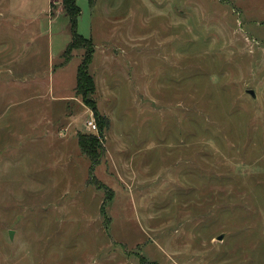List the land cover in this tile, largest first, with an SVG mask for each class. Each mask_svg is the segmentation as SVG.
<instances>
[{
  "label": "rangeland",
  "instance_id": "1",
  "mask_svg": "<svg viewBox=\"0 0 264 264\" xmlns=\"http://www.w3.org/2000/svg\"><path fill=\"white\" fill-rule=\"evenodd\" d=\"M76 5L86 97L65 0H0V264H264V0Z\"/></svg>",
  "mask_w": 264,
  "mask_h": 264
},
{
  "label": "trees",
  "instance_id": "2",
  "mask_svg": "<svg viewBox=\"0 0 264 264\" xmlns=\"http://www.w3.org/2000/svg\"><path fill=\"white\" fill-rule=\"evenodd\" d=\"M76 1L77 0H65V13L70 17L71 20V48L77 49L78 47L86 50L84 62L79 67L77 73V91L78 93L86 97L88 94H93L95 91L93 77L88 72V67L91 62V54L93 51V43L91 39H85L77 33V18L79 17L81 12L76 5ZM79 146L83 153L90 159L92 163L91 170H93L94 167L100 163V153L102 150V146H99L98 140H96V138H88L87 136H82L79 138Z\"/></svg>",
  "mask_w": 264,
  "mask_h": 264
},
{
  "label": "crops",
  "instance_id": "3",
  "mask_svg": "<svg viewBox=\"0 0 264 264\" xmlns=\"http://www.w3.org/2000/svg\"><path fill=\"white\" fill-rule=\"evenodd\" d=\"M54 60V59H53ZM49 92H51V94L52 93H54L55 91L52 89V87L51 88H49ZM46 95V94H45ZM42 96V95H41ZM46 97V96H45ZM66 97L64 96V93L61 91V90H59V92H58V95H52V97H51V100H50V104H52V102L54 103H58V102H60V101H62L63 99H65ZM46 134H47V132H46Z\"/></svg>",
  "mask_w": 264,
  "mask_h": 264
},
{
  "label": "water",
  "instance_id": "4",
  "mask_svg": "<svg viewBox=\"0 0 264 264\" xmlns=\"http://www.w3.org/2000/svg\"><path fill=\"white\" fill-rule=\"evenodd\" d=\"M247 93L250 94L253 98H255V96H256V94H255V92L253 90H249V91H247ZM9 235H10V238L12 239L13 235H14V231H10ZM222 239H223L222 236H220L218 238L219 241H221Z\"/></svg>",
  "mask_w": 264,
  "mask_h": 264
},
{
  "label": "built area",
  "instance_id": "5",
  "mask_svg": "<svg viewBox=\"0 0 264 264\" xmlns=\"http://www.w3.org/2000/svg\"><path fill=\"white\" fill-rule=\"evenodd\" d=\"M88 125L92 131H97V124L95 123V121L93 120L89 121Z\"/></svg>",
  "mask_w": 264,
  "mask_h": 264
}]
</instances>
